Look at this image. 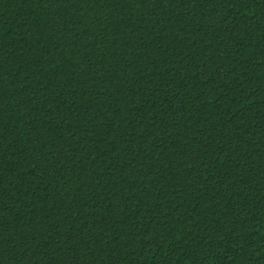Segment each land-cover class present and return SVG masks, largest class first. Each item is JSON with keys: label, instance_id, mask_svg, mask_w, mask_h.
Wrapping results in <instances>:
<instances>
[{"label": "trees", "instance_id": "1", "mask_svg": "<svg viewBox=\"0 0 264 264\" xmlns=\"http://www.w3.org/2000/svg\"><path fill=\"white\" fill-rule=\"evenodd\" d=\"M0 264H264V0H0Z\"/></svg>", "mask_w": 264, "mask_h": 264}]
</instances>
